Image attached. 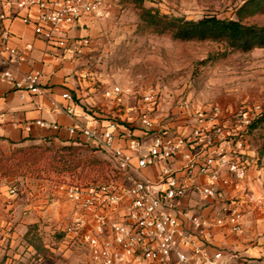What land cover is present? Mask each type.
I'll list each match as a JSON object with an SVG mask.
<instances>
[{
  "label": "built area",
  "instance_id": "2783aa9c",
  "mask_svg": "<svg viewBox=\"0 0 264 264\" xmlns=\"http://www.w3.org/2000/svg\"><path fill=\"white\" fill-rule=\"evenodd\" d=\"M119 0H3L0 20L19 18L34 37L59 54L49 59L72 61L84 55L91 39L69 40L65 35L84 18L108 16ZM22 13V15H21ZM9 32L0 34V81L21 96L40 94L43 75L18 74L14 65L26 59L31 44L11 48ZM126 94L111 87L103 96L113 109H128ZM133 115L103 118L82 108L75 118V103L68 92L61 98L74 119L67 132L92 151L111 161L115 175L109 182L60 186L71 207L70 221L60 228L65 247L80 246L91 264H236L234 252L200 244L210 239L208 227L242 233L243 207L248 189L238 195L228 190L242 182L249 170L258 171L250 147V125L262 112L248 102L227 109L196 106L183 96L169 110L154 90L134 94ZM45 126L43 122H36ZM58 129L57 126H52ZM11 188L10 195L18 194ZM195 198L212 220L185 208ZM71 243L69 240H71ZM70 243V244H69ZM198 243V244H196ZM189 250L191 257L187 256Z\"/></svg>",
  "mask_w": 264,
  "mask_h": 264
},
{
  "label": "rangeland",
  "instance_id": "374dc122",
  "mask_svg": "<svg viewBox=\"0 0 264 264\" xmlns=\"http://www.w3.org/2000/svg\"><path fill=\"white\" fill-rule=\"evenodd\" d=\"M139 1L141 8L155 10L161 15L198 20L206 16L235 19L237 9L246 0H119L108 16L95 19L88 31L90 49L76 63L75 80L81 88L77 94L84 96L79 99L86 104L84 108L103 118L121 121L119 117L133 115L134 94L154 90L164 108L169 110L178 99L186 96L196 106L219 105L234 109L248 102L264 111V49L242 53L230 51L223 43L181 42L169 35L153 34L140 26ZM245 22L263 25L264 15ZM208 58L212 59L206 61ZM111 87L123 90L126 95L122 101L130 110L124 109L121 113L122 108L111 107V101L103 96ZM258 143L254 132L250 137L251 149L255 151ZM35 146L36 150L18 153L6 164L12 166V172L5 175L0 172V183H6L8 191L15 187L18 193L33 197L37 194L52 204L57 197L66 201L60 189L62 185L114 179L115 170L109 158L82 143ZM15 150L9 155L0 152V156L8 159ZM59 156L72 159L73 170H61L56 164ZM257 167V185L262 196L256 197L254 202L261 208L262 229L249 244H259L263 251L258 259L238 257L236 264H264V157ZM69 221L70 217H66L60 228ZM29 225L36 226L35 243L43 248L42 253L34 256V251L22 240V234L17 246L6 248L0 264L87 263L84 249L80 251L63 245L58 224L47 231L44 228L48 225L42 221ZM69 241L71 243L72 239Z\"/></svg>",
  "mask_w": 264,
  "mask_h": 264
},
{
  "label": "crops",
  "instance_id": "0c3cea01",
  "mask_svg": "<svg viewBox=\"0 0 264 264\" xmlns=\"http://www.w3.org/2000/svg\"><path fill=\"white\" fill-rule=\"evenodd\" d=\"M2 2L3 0H0V3ZM94 21V18H84L65 36L70 41L81 37L90 38L88 31ZM3 30L9 32L7 44L11 48L20 49L25 44L32 45V50L26 59L14 65L18 74L38 71L43 75V79L40 94H25L24 96L15 91L10 84L0 81V152L9 155L14 149L44 143L64 145L76 141L81 142V138L76 139L67 132V129L75 122L66 114L65 107L69 102L63 100L61 95L68 92L73 97L76 105L75 118L79 120L82 108L86 105L83 101H79L84 96L77 94L81 88L77 86L75 80L76 63L82 57L62 62L49 59L48 53L53 52L58 55L59 51L53 50L44 42L36 39L32 28L23 25L19 18L7 17L0 20V34ZM36 122H43L45 126H38ZM52 126H57L58 129H53ZM257 179V171L249 170L246 178L239 185L228 190L230 195H238L244 187L248 189V197L243 207L242 233L233 234L227 228L208 227L210 239L200 244L208 245L210 252L213 248H222L226 252H234L239 258L258 259L261 256L263 250L259 244H249L262 229L259 213L261 208L254 202L256 197L262 196L258 189ZM48 203L47 199L37 194H34V197L27 193L10 195L6 183H0V257L6 248L18 245L20 236L26 232L27 225L42 221L48 225L44 228L46 231L52 225L57 224V229H59L60 223L66 217H71V207L61 197H57L52 204ZM182 205L199 213L202 218L212 220V215L208 210L201 209L197 199L186 198ZM74 249L82 250L80 246ZM186 252L190 259V251L186 250ZM86 256L87 263L85 264H91L87 253ZM187 264L193 263L190 260Z\"/></svg>",
  "mask_w": 264,
  "mask_h": 264
},
{
  "label": "trees",
  "instance_id": "16d2710c",
  "mask_svg": "<svg viewBox=\"0 0 264 264\" xmlns=\"http://www.w3.org/2000/svg\"><path fill=\"white\" fill-rule=\"evenodd\" d=\"M138 5L140 26L153 34L169 35L172 39L181 42L223 43L230 51L242 53H247L254 49H264V24L245 22V20L255 16L264 15V0H246L237 9L235 19H219L215 16H206L198 20H186L184 18L168 17L159 14L155 10L141 8L140 1ZM224 55L225 53L222 54V56ZM211 59L208 58L206 61ZM249 129L250 135L252 136L256 132L259 140L255 150L257 164L259 165L264 157V111L253 120ZM48 144L51 145L52 143ZM69 145L74 146L77 144L72 142ZM37 148L36 146L18 148L8 159L0 156V172L4 175L12 172V166L6 164L13 160L16 154L26 150H36ZM18 163L19 161L16 162V164ZM56 164L63 171H65L64 169L73 170L75 165L74 161L69 157L66 158V156L57 157ZM57 169L58 166H55V170ZM35 230L36 226H27L22 240L28 248L34 251V256H37L42 253L43 248L35 243Z\"/></svg>",
  "mask_w": 264,
  "mask_h": 264
}]
</instances>
